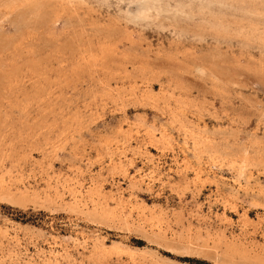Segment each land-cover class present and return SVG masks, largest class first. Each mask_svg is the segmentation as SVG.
Listing matches in <instances>:
<instances>
[{"label": "rangeland", "instance_id": "obj_1", "mask_svg": "<svg viewBox=\"0 0 264 264\" xmlns=\"http://www.w3.org/2000/svg\"><path fill=\"white\" fill-rule=\"evenodd\" d=\"M160 1L0 0V264H264V0Z\"/></svg>", "mask_w": 264, "mask_h": 264}, {"label": "bare ground", "instance_id": "obj_2", "mask_svg": "<svg viewBox=\"0 0 264 264\" xmlns=\"http://www.w3.org/2000/svg\"><path fill=\"white\" fill-rule=\"evenodd\" d=\"M160 1V0H159ZM148 2V1H147ZM161 2V1H160ZM153 3V2H152ZM166 8V7H165ZM146 9V8H145Z\"/></svg>", "mask_w": 264, "mask_h": 264}]
</instances>
